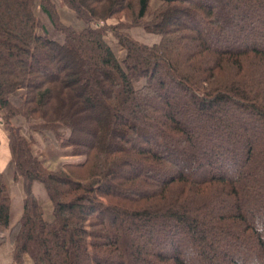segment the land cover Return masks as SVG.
I'll return each instance as SVG.
<instances>
[{"label": "trees", "instance_id": "obj_1", "mask_svg": "<svg viewBox=\"0 0 264 264\" xmlns=\"http://www.w3.org/2000/svg\"><path fill=\"white\" fill-rule=\"evenodd\" d=\"M61 1L85 28L63 26L41 0L58 43L34 0H0V110L23 191L10 226L0 176L12 264H264V0ZM136 28L159 42L139 43ZM91 90L94 132L76 113ZM17 117L58 140L66 128L62 146L83 162L47 169Z\"/></svg>", "mask_w": 264, "mask_h": 264}, {"label": "rangeland", "instance_id": "obj_2", "mask_svg": "<svg viewBox=\"0 0 264 264\" xmlns=\"http://www.w3.org/2000/svg\"><path fill=\"white\" fill-rule=\"evenodd\" d=\"M46 1L48 2L50 9H52L55 15L57 16V19L60 22V24H62L63 26H67V27H73L74 30L78 32L82 31L85 28L84 24L76 19V16L74 15V13L70 9H68L61 0H46ZM41 5H42L41 0H34L32 9H33V13L35 17L44 27L46 31V35L49 39L55 42H58V43H62L64 40L62 33L56 30L52 26V23L49 17L42 11ZM220 5H222V3H220ZM150 6L152 10H156L160 6V1L151 0ZM114 23L115 21L113 19L108 21V24H114ZM102 26H103V23L100 22L98 27L100 28ZM98 27L97 25L96 26L92 25V28H98ZM128 32H129V35L133 39L147 46L155 45L160 40L159 36L146 33L141 28L132 29V30H129ZM39 33L41 34V32ZM105 39L107 43L109 44V46L111 47L114 54L116 55V57L119 60H122L125 56V53L124 51L120 49L119 45L117 44V41L113 38L112 34L107 33L105 36ZM24 95H25V91L20 90V91H17L13 96H11L10 101L12 105L15 106L16 108L21 107L23 104ZM94 96L95 94L92 90L87 91L83 97L80 96L79 101L82 103V105L79 107L80 108L79 111L78 110L76 111L77 114H79L80 111L82 112V119L84 121L83 125L86 128V130L89 132H94L92 131L94 129V119L92 118L91 109L84 106L85 104H83V99H85V101L91 98L96 100V96L95 97ZM4 116H5V112L0 110V125L3 124L4 126L7 127V125L4 124ZM42 124H43L42 121H35L33 123L32 122L27 123L21 117L14 118L11 121L12 127L20 128L19 125L20 126L25 125L20 130H21V134L27 139H30L28 138L30 134L37 133V136L38 134L40 135L41 132L40 130H38L37 127H39V125H42ZM59 132H60V138L58 140L55 138L54 133L51 132L50 129L45 130L44 134L42 133L40 135L41 137L38 136L39 139H36V142H34L33 144L34 154L39 158V160L44 164V166L51 171H58L62 169L63 166L66 164L81 163L84 160V157L82 156H72L71 148H68V147L66 148L62 146V141L68 134V131L66 130V128L60 127ZM52 135L54 136V138ZM91 137L92 135H90V138ZM38 148L40 150L42 149L41 153H43V155H47V158L46 156L41 155L39 153L40 151L39 152L37 151ZM57 154H59V157H57ZM34 184L36 185L37 188L40 189V190L36 189L37 197L44 200L45 194L43 197H41L42 191H43L42 185L40 183H34ZM46 202L48 203V205L45 204L43 201L39 203L41 204V206H43L45 218L50 219L51 217L50 216L51 214L50 203L48 200ZM103 202L104 204H107L106 201H103ZM21 211H22V206L19 200V194H18V191H16V189L14 188L13 193H12V199H11V212H10V218H9L10 226H13L17 222V221L15 222V219L21 213ZM3 235H5V232L3 233ZM0 264H11V254L8 251L7 247H5L4 245L0 247Z\"/></svg>", "mask_w": 264, "mask_h": 264}, {"label": "crops", "instance_id": "obj_3", "mask_svg": "<svg viewBox=\"0 0 264 264\" xmlns=\"http://www.w3.org/2000/svg\"><path fill=\"white\" fill-rule=\"evenodd\" d=\"M24 126L25 125H21V126L19 125L20 129H22ZM42 133L44 134V131H42L41 134ZM40 135L38 134L39 137H41ZM7 136H8V133L6 131V126H4L3 124H1L0 125V176H2V178H3L4 184H5L6 188H7V196L10 198V201L12 199L13 189L15 188L16 191H18L19 200H20L21 206L23 207V191H22L21 185L19 183L14 182V180H13L14 164H13V160H12V157L10 155L9 148H8V139H7ZM38 136H37V133H34V134H30V136L28 138H32V140L34 142H36V139H39ZM53 138H54V136H53ZM41 150L39 148L37 149V151L38 152L40 151L39 153L41 155H43V153H41ZM43 156H46V158H47V155H43ZM57 157H59V154H57ZM45 160H47V159H45ZM36 189H39V188H37L36 185L33 184V192H34V194H35L38 202L41 203V201H43L45 204L48 205V203L46 202L48 199L46 197V194H45L44 189H43L42 195H41V197H43L44 194H45L44 200H42V199H40V198L37 197V195H36ZM10 212H11V209H10ZM21 214H22V211L17 216V218L15 219V222L19 220ZM3 233L4 232L0 229V235L1 234L3 235ZM4 246L7 247L8 251L11 254V264H12V249L8 245H4ZM26 264H31V263L29 261H27Z\"/></svg>", "mask_w": 264, "mask_h": 264}]
</instances>
